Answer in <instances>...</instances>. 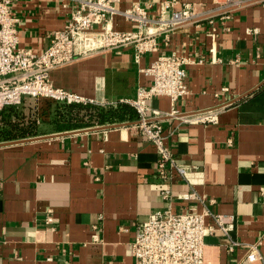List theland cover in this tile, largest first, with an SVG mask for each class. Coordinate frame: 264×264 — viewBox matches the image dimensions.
I'll return each instance as SVG.
<instances>
[{
    "label": "crops",
    "instance_id": "crops-1",
    "mask_svg": "<svg viewBox=\"0 0 264 264\" xmlns=\"http://www.w3.org/2000/svg\"><path fill=\"white\" fill-rule=\"evenodd\" d=\"M133 1L153 16L164 0H121L118 7ZM179 2L191 3L199 22L180 27L168 41L160 36L157 53L192 60L189 93L176 102L177 115L168 114L167 97L152 99L149 115L189 169V181L157 175L158 154L139 134L136 112L131 121L56 131L40 118V102L26 98L16 108L33 113L39 134L0 141V264H134V225L167 206L163 187L172 194L173 212H201L205 204L235 216L230 235L237 245L230 251L225 237L206 236L204 264H264V0L238 8L223 0ZM76 5L13 0L20 46L44 48L47 34L61 29ZM112 26L133 28L122 16ZM156 54L136 60L131 47L98 52L51 70L50 78L97 106H116L150 82L140 69ZM204 110L216 113L215 123L183 122ZM192 191L204 204L178 198ZM251 244H257L255 259L247 257Z\"/></svg>",
    "mask_w": 264,
    "mask_h": 264
},
{
    "label": "built area",
    "instance_id": "built-area-1",
    "mask_svg": "<svg viewBox=\"0 0 264 264\" xmlns=\"http://www.w3.org/2000/svg\"><path fill=\"white\" fill-rule=\"evenodd\" d=\"M74 1L77 5L64 26L49 32L48 44L34 51L19 44V18L13 11V0H0V110L7 106L18 107L26 98L93 104L92 99L55 86L50 78L51 70L98 52L124 47H131L134 59L139 60L144 54L158 52L160 36L168 41L180 27L199 22L193 5L179 0L162 1L153 16L137 1L124 9L118 7L121 0ZM245 1L223 0L224 4L235 8ZM223 15L221 19L229 18ZM116 16H122L133 28L114 29L112 22ZM207 22L211 36H216L215 20L210 17ZM191 62L176 52L157 53L148 66L140 69L150 82L138 85L133 97L121 100L135 110L139 134L155 147L158 154L156 173L164 182H188L189 169L165 145L162 126L150 121L149 102L167 97L171 105L168 114L177 115L176 102L189 93L186 67ZM216 119L212 110L182 117L183 122L203 124L215 123ZM160 194L167 200V206L134 225V236L129 243L134 264H204L205 237L213 234L225 237L230 251L237 245L230 235L235 222L233 214L212 212L194 191L180 194L178 198L198 199L204 204L203 210L176 213L170 207L169 188H161ZM46 221L49 222L50 217ZM257 255V244H251L247 257L255 259Z\"/></svg>",
    "mask_w": 264,
    "mask_h": 264
},
{
    "label": "trees",
    "instance_id": "trees-1",
    "mask_svg": "<svg viewBox=\"0 0 264 264\" xmlns=\"http://www.w3.org/2000/svg\"><path fill=\"white\" fill-rule=\"evenodd\" d=\"M39 102L40 118L56 131L135 120V110L125 103L101 107L90 103H53L46 99ZM38 125L33 113L25 114L14 106L4 107L0 110V141L35 136L40 131Z\"/></svg>",
    "mask_w": 264,
    "mask_h": 264
},
{
    "label": "water",
    "instance_id": "water-1",
    "mask_svg": "<svg viewBox=\"0 0 264 264\" xmlns=\"http://www.w3.org/2000/svg\"><path fill=\"white\" fill-rule=\"evenodd\" d=\"M29 139H33V138H27V139H22V140H17V141H14V142H18V141H27Z\"/></svg>",
    "mask_w": 264,
    "mask_h": 264
}]
</instances>
